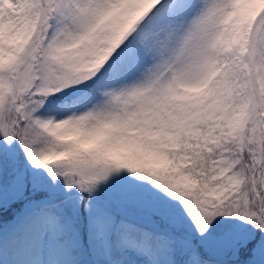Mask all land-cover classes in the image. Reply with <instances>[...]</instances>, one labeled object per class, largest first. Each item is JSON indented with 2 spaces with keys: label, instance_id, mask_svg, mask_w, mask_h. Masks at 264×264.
<instances>
[{
  "label": "snow or ice",
  "instance_id": "snow-or-ice-1",
  "mask_svg": "<svg viewBox=\"0 0 264 264\" xmlns=\"http://www.w3.org/2000/svg\"><path fill=\"white\" fill-rule=\"evenodd\" d=\"M0 264H264V0H0Z\"/></svg>",
  "mask_w": 264,
  "mask_h": 264
}]
</instances>
